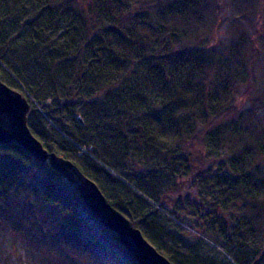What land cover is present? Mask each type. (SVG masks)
Returning <instances> with one entry per match:
<instances>
[{
  "label": "trees",
  "instance_id": "1",
  "mask_svg": "<svg viewBox=\"0 0 264 264\" xmlns=\"http://www.w3.org/2000/svg\"><path fill=\"white\" fill-rule=\"evenodd\" d=\"M260 1L255 14L240 0H0V81L27 100L29 131L171 264H264V128L249 115L264 92L235 104L256 89ZM224 5L237 28L218 44ZM0 228L49 264H137L13 142L0 145Z\"/></svg>",
  "mask_w": 264,
  "mask_h": 264
},
{
  "label": "water",
  "instance_id": "2",
  "mask_svg": "<svg viewBox=\"0 0 264 264\" xmlns=\"http://www.w3.org/2000/svg\"><path fill=\"white\" fill-rule=\"evenodd\" d=\"M29 104L21 93L0 81V145L16 143L39 163H49L61 179L71 184L87 209L108 231L114 233L121 246L137 264H171L158 253L128 221L106 202L98 187L70 161L47 152L27 126ZM189 224L190 218L181 217Z\"/></svg>",
  "mask_w": 264,
  "mask_h": 264
},
{
  "label": "rangeland",
  "instance_id": "3",
  "mask_svg": "<svg viewBox=\"0 0 264 264\" xmlns=\"http://www.w3.org/2000/svg\"><path fill=\"white\" fill-rule=\"evenodd\" d=\"M230 0H225L226 3H228ZM243 3H250L252 6H254V13L257 14L259 8H260V0H240ZM221 9L220 16L218 17V26L216 30V43H227L232 41L234 28L232 27L231 17H230V9L226 5H224ZM264 11V8H263ZM248 34H251V30ZM256 86L254 91V84L250 87H247L244 91V96L241 97L236 101V105L240 108L241 113L246 112L250 107V100L254 97V94L261 97V94L264 92V54L263 50L260 47V55L258 57L257 63H256ZM251 88V89H250ZM247 95V96H246ZM254 109V108H253ZM251 120L257 127L264 128V111L262 110H252ZM189 181L186 182L184 189L182 190V193L186 194L189 193V189H186V187L189 185ZM193 189L190 191V193L193 195ZM186 226V225H184ZM188 227V226H187ZM6 232L10 230V226L7 225ZM186 229V228H185ZM2 233L0 228V264H49L47 263V260L43 257H41L40 253H38L39 250H30L26 247L25 243L22 239H18L16 244L11 241V238L9 237L8 233ZM198 231L196 230V224L194 223V226L192 228L188 227V230H186V233H188V236H193L192 239H197L196 237H200ZM207 245L210 246V248H207L206 254L211 259H217L219 258L217 252L211 251V245L208 244L209 242L205 240Z\"/></svg>",
  "mask_w": 264,
  "mask_h": 264
},
{
  "label": "flooded vegetation",
  "instance_id": "4",
  "mask_svg": "<svg viewBox=\"0 0 264 264\" xmlns=\"http://www.w3.org/2000/svg\"><path fill=\"white\" fill-rule=\"evenodd\" d=\"M193 225H194V223H193Z\"/></svg>",
  "mask_w": 264,
  "mask_h": 264
}]
</instances>
